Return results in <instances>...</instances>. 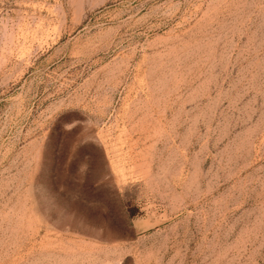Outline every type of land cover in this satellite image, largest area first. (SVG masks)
<instances>
[{"label":"rangeland","instance_id":"rangeland-1","mask_svg":"<svg viewBox=\"0 0 264 264\" xmlns=\"http://www.w3.org/2000/svg\"><path fill=\"white\" fill-rule=\"evenodd\" d=\"M0 264H264V0H0Z\"/></svg>","mask_w":264,"mask_h":264}]
</instances>
